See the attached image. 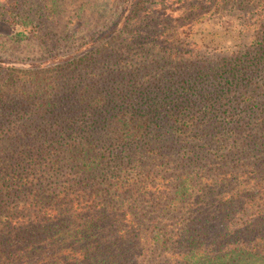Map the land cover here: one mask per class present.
I'll list each match as a JSON object with an SVG mask.
<instances>
[{
  "label": "trees",
  "instance_id": "trees-1",
  "mask_svg": "<svg viewBox=\"0 0 264 264\" xmlns=\"http://www.w3.org/2000/svg\"><path fill=\"white\" fill-rule=\"evenodd\" d=\"M154 4L0 82V264H264V0Z\"/></svg>",
  "mask_w": 264,
  "mask_h": 264
},
{
  "label": "rangeland",
  "instance_id": "rangeland-1",
  "mask_svg": "<svg viewBox=\"0 0 264 264\" xmlns=\"http://www.w3.org/2000/svg\"><path fill=\"white\" fill-rule=\"evenodd\" d=\"M144 1H147L148 4L155 3L154 6L164 2L172 8L184 4V0L182 2L180 0ZM25 2L26 7L23 8L26 9V13L22 15L30 20H37L36 23H42L40 34H47V44H41L42 40H38L34 44L28 42L18 44L5 37L4 35L10 31L11 26L6 23L9 14L3 6L9 8L13 2L11 0H0V82L4 87V92L7 93V97H4L6 103L9 102L7 98L15 97L13 94L15 89L25 87L28 75L24 72L36 71L37 65H40L45 59L76 51L90 39L92 31L93 35L98 32L97 29L92 30L91 27L95 20L101 19L110 24L117 19L118 14L125 7V0H25ZM134 2H137V0H134ZM209 5L207 4L206 7H210ZM93 7L100 8L101 15L99 17L93 14V11H97ZM50 9L53 10H51V14H49ZM82 10L83 12L80 14ZM168 13L176 18L175 12L169 11ZM213 17L220 22L230 20L237 23L234 19H224L219 14ZM208 28L211 29L212 27L208 25ZM198 29L197 27L195 32ZM8 79L17 83V86L10 88V82H5ZM3 116L4 114L0 113V118H3Z\"/></svg>",
  "mask_w": 264,
  "mask_h": 264
}]
</instances>
